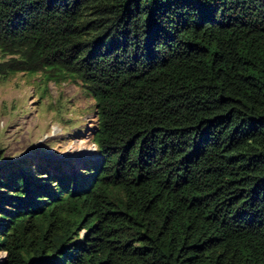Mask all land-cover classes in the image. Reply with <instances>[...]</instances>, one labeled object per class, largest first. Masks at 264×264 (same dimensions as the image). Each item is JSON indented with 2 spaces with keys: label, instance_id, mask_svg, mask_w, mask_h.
I'll return each instance as SVG.
<instances>
[{
  "label": "trees",
  "instance_id": "obj_1",
  "mask_svg": "<svg viewBox=\"0 0 264 264\" xmlns=\"http://www.w3.org/2000/svg\"><path fill=\"white\" fill-rule=\"evenodd\" d=\"M94 101L96 153L0 159V264H264V0H0V80Z\"/></svg>",
  "mask_w": 264,
  "mask_h": 264
},
{
  "label": "rangeland",
  "instance_id": "obj_2",
  "mask_svg": "<svg viewBox=\"0 0 264 264\" xmlns=\"http://www.w3.org/2000/svg\"><path fill=\"white\" fill-rule=\"evenodd\" d=\"M94 101L75 84L56 85L42 74L0 80V159H66L80 163L96 153Z\"/></svg>",
  "mask_w": 264,
  "mask_h": 264
},
{
  "label": "built area",
  "instance_id": "obj_3",
  "mask_svg": "<svg viewBox=\"0 0 264 264\" xmlns=\"http://www.w3.org/2000/svg\"><path fill=\"white\" fill-rule=\"evenodd\" d=\"M6 257L5 252H0V261L3 260Z\"/></svg>",
  "mask_w": 264,
  "mask_h": 264
}]
</instances>
